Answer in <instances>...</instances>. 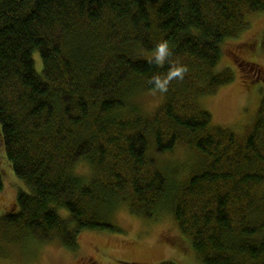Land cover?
<instances>
[{"label":"trees","instance_id":"obj_1","mask_svg":"<svg viewBox=\"0 0 264 264\" xmlns=\"http://www.w3.org/2000/svg\"><path fill=\"white\" fill-rule=\"evenodd\" d=\"M255 12L264 0H0V152L24 183L0 249L59 238L76 251L82 231L121 232L125 205L172 213L202 264H264V98L244 136L201 103L235 79L218 70L223 46ZM237 55L244 78L264 82ZM149 91L163 99L146 111L133 97ZM179 145L198 155L182 180L156 156Z\"/></svg>","mask_w":264,"mask_h":264},{"label":"rangeland","instance_id":"obj_2","mask_svg":"<svg viewBox=\"0 0 264 264\" xmlns=\"http://www.w3.org/2000/svg\"><path fill=\"white\" fill-rule=\"evenodd\" d=\"M247 18L250 26L237 37L225 40L224 54L218 66L219 71L230 67L235 79L201 99L202 105L212 112L215 122L228 125L242 136L252 129L264 98V82L244 78L236 61L238 53L245 61L259 62L264 68L260 39L264 31V12L249 14ZM254 39L259 40L257 46L252 50L247 49V43ZM34 60L37 70L41 71L43 60L40 51L35 53ZM133 98L146 111L156 108L163 99L161 91L139 92ZM3 152H0V160L3 163L1 168L5 187L0 192V216L14 206L19 189L24 186L5 159L6 151ZM156 156L163 170L181 180L191 175V169L198 159L197 153L184 145H179L174 152ZM78 168L85 174L91 170L85 162H81ZM113 220L120 226L121 232L82 231L76 251L63 245L59 238L4 244L0 249V264H158L168 259L180 264H202L191 240L187 239L172 213L167 210L151 219L132 214L122 205L114 212Z\"/></svg>","mask_w":264,"mask_h":264},{"label":"clouds","instance_id":"obj_3","mask_svg":"<svg viewBox=\"0 0 264 264\" xmlns=\"http://www.w3.org/2000/svg\"><path fill=\"white\" fill-rule=\"evenodd\" d=\"M164 55H165V48L162 46V47L160 48V58L163 59ZM181 71H182V69L177 68V69H175V70L172 72V75H176L177 73H179V72H181Z\"/></svg>","mask_w":264,"mask_h":264}]
</instances>
